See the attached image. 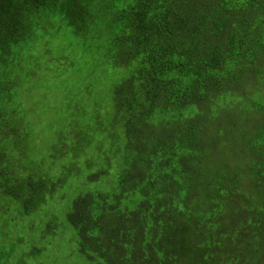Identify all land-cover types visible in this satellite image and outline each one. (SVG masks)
I'll return each instance as SVG.
<instances>
[{"label":"trees","instance_id":"obj_1","mask_svg":"<svg viewBox=\"0 0 264 264\" xmlns=\"http://www.w3.org/2000/svg\"><path fill=\"white\" fill-rule=\"evenodd\" d=\"M51 19L75 38L105 37L125 74L107 111L88 110L93 90L74 96L87 105L68 107L48 153L71 154L68 172L40 173L25 188L9 176L40 163L0 109V197L27 195L11 211L62 202L75 177L82 186L63 213L74 261L264 264V0H0V105L9 98L3 56L15 59ZM95 135L108 140L97 160L83 156ZM19 242L0 250V264H43L29 240L12 262Z\"/></svg>","mask_w":264,"mask_h":264},{"label":"rangeland","instance_id":"obj_2","mask_svg":"<svg viewBox=\"0 0 264 264\" xmlns=\"http://www.w3.org/2000/svg\"><path fill=\"white\" fill-rule=\"evenodd\" d=\"M45 23L48 28L43 35L35 32L32 34L33 43L30 46L15 49V59L12 58V52L3 56L10 76L8 80L5 79L9 98L0 105V109L7 116L8 123L19 129L14 140L31 145L34 149L33 165L40 163L37 167L30 164L26 173L10 175V187L22 182L25 188L27 179L40 173L68 172V167L63 163H66L71 154H63L61 159L51 161L48 153L54 152L58 133L64 128L68 107L75 102L87 105L86 101L74 96L83 90H93L95 93L92 91L94 95L88 110L91 111L94 104L98 103V107L107 111L109 89L113 82L125 74L122 67H113L105 37L75 38L67 30L60 29L63 24L59 19L46 20ZM84 122L91 123V120L86 117ZM105 144L108 145V140L95 135L93 144L84 149L83 156L96 160L103 158L104 153L97 149V145ZM234 144L243 155L249 153L241 139H235ZM262 152L264 151L260 150L256 155ZM198 156L209 165L212 164V160L201 153ZM196 161L197 155L194 157V162ZM234 166L239 165L234 163ZM81 186V182L75 177H68L62 190L65 200L36 205L26 212L11 211V207H19L27 201V195H23L21 189L16 198L14 195L0 197V208H4L0 210V221L4 220L8 224L5 229L7 234L0 228V250L8 242L10 245L20 240L14 248L16 252L12 262H15L27 250L29 240L42 251L43 258L33 259L34 263L43 260V264H92L83 258L72 260L65 244L70 238V229L63 213L67 202L75 195V188ZM59 189L60 187H56L54 191L58 193Z\"/></svg>","mask_w":264,"mask_h":264}]
</instances>
